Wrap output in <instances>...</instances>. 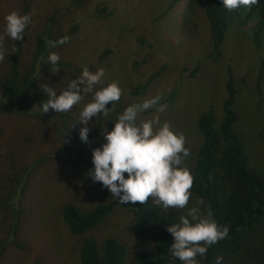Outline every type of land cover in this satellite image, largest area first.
<instances>
[{
    "label": "rangeland",
    "instance_id": "374dc122",
    "mask_svg": "<svg viewBox=\"0 0 264 264\" xmlns=\"http://www.w3.org/2000/svg\"><path fill=\"white\" fill-rule=\"evenodd\" d=\"M169 5L170 0H0V29L5 28V17L12 11L31 14L23 39L25 60L31 59L36 35L50 19L53 21L52 36L56 40L72 32L70 40L52 48V52H56L61 61L69 62L72 73L78 77L84 67L91 72L104 69L105 76L102 85L96 86L97 90L113 82L122 89L120 100L112 103L116 116L109 131L126 107L159 96V103L166 104V110L160 113L157 111L159 105H156L139 113L138 122L159 116L161 124L167 122L175 132L185 136V147L189 152L201 145L200 115L214 107L217 119H222L227 69L232 66L239 90L234 103L240 116L238 125L246 133L247 149L254 165L264 169V80L261 91L256 86L264 62V35L261 44H256L252 22L242 27L232 24L225 35L223 56L214 62L208 57L213 52V45L210 24L202 6L183 25L186 2L173 7ZM73 27L75 29L71 31ZM197 64L200 68L195 78L182 71L183 66L193 68ZM163 65L164 72L144 92L137 93L150 75ZM43 75L38 79L40 88L47 85L55 90L62 88L65 80L62 72L55 70V73ZM243 77H246L245 81ZM83 96L76 105L75 111L79 113L92 100L93 93ZM106 122L105 117L103 127ZM3 124L6 130L8 123ZM96 125L97 119L93 117L88 127L93 130ZM51 131H48L50 143L37 148L34 155L37 152L53 154L64 147L63 140L53 137ZM52 137L54 141H51ZM105 142L102 136L95 148ZM182 159L183 165L188 159ZM30 162L28 158L21 166ZM97 189L98 185L86 181L63 158L53 157L44 166L31 170L21 198L23 217L17 233V240L24 247L12 243L14 236L3 232L12 224V219L5 220L6 212H2L0 242L6 237L7 243L0 264H35L37 260L42 264H81L82 241L64 224L61 208L69 202L85 208L105 201ZM130 223L127 212L116 210L87 236H93L99 243L115 237L132 253L140 248L149 250V242L134 240Z\"/></svg>",
    "mask_w": 264,
    "mask_h": 264
},
{
    "label": "trees",
    "instance_id": "16d2710c",
    "mask_svg": "<svg viewBox=\"0 0 264 264\" xmlns=\"http://www.w3.org/2000/svg\"><path fill=\"white\" fill-rule=\"evenodd\" d=\"M184 1L183 25L193 18L201 6L208 18L213 45V52L208 57L212 61L217 62L223 56L225 35L234 23L242 27L252 22L256 44H261L264 35V0H259L251 9L231 11L223 6L222 0H170L169 7ZM49 21L36 35L31 59L26 60L23 57L24 38L12 41L5 35V28L0 29V54L4 56L0 60V214L6 212L5 220L12 219V224L3 232L7 236H14L12 243L24 247L19 244L17 233L23 217L21 198L27 189L31 170L44 166L53 157L63 158L86 181L98 185V192L105 197V201L85 208L74 202L61 208L64 224L72 235L80 237L82 241L81 264H173L169 251L173 237L167 231V226L177 222L186 209L165 210L156 206L151 198L144 204L122 205L101 183L86 177L88 170L93 167L92 149L103 136L102 130H109L116 116L112 104L107 105L108 116L101 114L95 117L97 125L93 130L89 129L88 143L82 142L79 137L83 126L78 122L76 105L67 113L50 110L42 114L41 104L48 97L43 92L44 88H40L39 77L47 72L53 73L58 68L65 78L62 88L56 89L58 94L70 81L78 78L72 73L69 62L60 60L56 66L48 62L47 57L52 48L46 46L45 38L56 40L52 36L53 21ZM26 32L27 27L25 35ZM263 64L257 75L258 91L263 87ZM199 68L200 64L193 68L183 66L182 71L188 72V77L195 78ZM164 70L163 65L154 71L136 92H144ZM227 71L223 117L217 119L214 107L200 115L198 129L202 135L201 145L190 152L188 160L181 165L187 167L194 178L187 207L196 206L202 200L200 207L203 212L211 209L219 225H230L228 237L208 247L206 255L198 256L197 260L198 264H215L216 257L222 256V264H264V169L256 168L248 153L246 133L238 125L240 116L234 108L239 90L232 66H228ZM245 78L242 80L245 81ZM105 117L107 122L103 127ZM2 122L8 123L6 130ZM49 130H52L53 137L63 140L64 147L53 154L37 152L34 155L37 148L50 143ZM53 137L51 141H54ZM28 158L31 162L21 166ZM122 209L131 218L130 231L134 240L138 243L149 242V250L140 248L132 253L127 245L115 237H108L99 243L93 236H87L112 212ZM6 239L0 242V257ZM35 264L42 262L37 260ZM174 264L181 262L177 259Z\"/></svg>",
    "mask_w": 264,
    "mask_h": 264
},
{
    "label": "clouds",
    "instance_id": "9594fccd",
    "mask_svg": "<svg viewBox=\"0 0 264 264\" xmlns=\"http://www.w3.org/2000/svg\"><path fill=\"white\" fill-rule=\"evenodd\" d=\"M258 3L259 0H222L229 11L251 9ZM30 22L31 14L10 12L5 17V35L12 41L23 39ZM69 40L70 37L65 35L58 40L45 38V43L51 49ZM3 59V54H0V60ZM47 60L56 66L60 56L56 52H49ZM104 76L102 68L91 72L84 67L81 75L70 81L59 94L54 87L45 86L43 92L48 99L41 104L42 114L50 110L67 113L83 100V94L93 93L92 100L80 111L78 120L84 125L79 131L80 140L88 143V124L92 118L101 114L107 116V105L118 102L122 95V89L116 82L97 90L96 86L102 85ZM159 101L160 97L156 96L126 107L110 131L102 130L106 142L92 149L93 167L86 177L101 183L122 205L144 204L151 198L156 206L165 210L186 209L177 222L167 226V231L173 237L170 256L173 264L177 259L181 264H198V256L204 257L208 247L228 237L230 225H219L211 209L203 212L200 207L202 200L196 206L187 207L194 178L187 167H181L182 158L190 155L185 147V136L175 132L169 123L161 124L159 116L138 122L139 113L156 105H159L157 111L163 113L167 105ZM222 261L223 257L217 256L215 264H222Z\"/></svg>",
    "mask_w": 264,
    "mask_h": 264
}]
</instances>
